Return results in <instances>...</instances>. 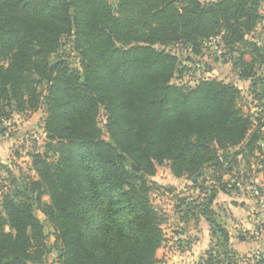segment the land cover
Masks as SVG:
<instances>
[{
  "label": "trees",
  "instance_id": "16d2710c",
  "mask_svg": "<svg viewBox=\"0 0 264 264\" xmlns=\"http://www.w3.org/2000/svg\"><path fill=\"white\" fill-rule=\"evenodd\" d=\"M115 1L0 0V116L42 106L46 138L31 156L36 178L0 195V264L38 263L49 250L33 199L52 226L58 264H159L163 217L148 178L164 163L209 192L179 207L181 218L197 210L222 238L201 264H234L211 205L239 156L264 153V118L253 124L232 82L172 83L179 61L167 48L198 55L219 37L239 77H252L264 60L246 38L259 0ZM69 38L77 67L61 52ZM206 171L215 185L199 182ZM255 173L264 182V160Z\"/></svg>",
  "mask_w": 264,
  "mask_h": 264
},
{
  "label": "rangeland",
  "instance_id": "374dc122",
  "mask_svg": "<svg viewBox=\"0 0 264 264\" xmlns=\"http://www.w3.org/2000/svg\"><path fill=\"white\" fill-rule=\"evenodd\" d=\"M111 1L115 6L116 1ZM258 11L261 18L246 38L255 41L264 54V0H259ZM64 42L65 45L61 52L64 53L72 66L77 67L78 56L72 48V38L65 39ZM167 50L176 54L179 61V72L174 75L172 83L192 87L203 78H216L224 82H232L240 91L239 104L243 111L252 117L253 124L256 125V115L261 119L264 118V60L255 66L252 77L240 78L238 70L232 66L233 54L227 52L219 37L205 41L202 47L203 52L198 55H193L191 47L183 44L172 45ZM253 79L254 86L251 84ZM6 112H8L7 115L0 116V195L3 191L12 189L14 186L21 187L28 179L36 178L31 169V156L33 153L43 152L46 143L42 128L45 117L42 106L25 113H17L10 109H7ZM98 121L102 126L104 123L102 109ZM259 144L264 147L263 129ZM49 158L52 160L51 156ZM261 160H264V153L260 151H255L254 154L247 155L245 158L239 156L237 163L232 167V172L223 177V181L228 183L229 188L225 192L227 195L225 200L219 199L221 205L216 209L220 213H215L214 216L218 215L214 218L221 223L224 221L231 238L245 241L259 237L264 233V189L260 190V196L250 192L251 178L260 167ZM126 164L132 168V164L130 165L128 162ZM148 179L152 185L149 193L150 201L163 217L162 229L166 241L170 239L169 237L172 238L173 232L177 228L176 225L179 227V219L181 220L182 217L179 207L184 205L181 204V200L191 201L197 205L205 201L209 192L205 189L202 191L194 189L193 183L189 179L173 177L167 163L157 167L155 175ZM199 182L205 187L215 185L210 178L209 171L199 178ZM43 200L46 201L47 198L44 197ZM32 202L35 215L43 223L49 250L41 262L29 264H58L57 254L53 249L52 226L46 219L41 205L34 199ZM223 202L224 204L231 202L233 206L243 209L241 212L239 208L234 210L237 213L236 216H232L234 213L231 209H222ZM244 206L252 207L249 215H245ZM181 208L183 207L181 206ZM213 237L209 251L221 250V237L216 238L215 235ZM228 249L232 251L234 264H254L255 256L247 254L236 256L233 248H229V243ZM161 255L162 250L160 259H162Z\"/></svg>",
  "mask_w": 264,
  "mask_h": 264
},
{
  "label": "crops",
  "instance_id": "0c3cea01",
  "mask_svg": "<svg viewBox=\"0 0 264 264\" xmlns=\"http://www.w3.org/2000/svg\"><path fill=\"white\" fill-rule=\"evenodd\" d=\"M226 196V193L223 191L219 190L217 192L211 205L214 214L220 213L216 209L217 206L220 207L221 205L219 199L225 200L224 198H226ZM222 204V209H231L234 213L232 216H236L237 212L234 210L238 209L239 206L235 207L231 202H226L227 205L224 204V202ZM244 208L245 215H249L252 207L244 206ZM242 209L241 207L239 208L240 212ZM180 215H182V212H180ZM216 215L214 217H216ZM215 220L225 229L227 228L224 221L221 223L217 219ZM179 222V227L176 225L177 228L176 231L173 232L172 238L169 237L170 239L166 241L165 238H163L161 246L162 259L159 264H201L207 257V253L211 248L213 236L215 235L216 238H219L221 237L220 234L218 232H211L210 223L206 218L201 216L197 210H192L186 217L181 218V220L179 219ZM229 248H233L236 256L242 254L255 256L256 253L264 256V233L259 237L245 241L231 238L229 233ZM217 251L220 252L221 250L217 249Z\"/></svg>",
  "mask_w": 264,
  "mask_h": 264
},
{
  "label": "built area",
  "instance_id": "2783aa9c",
  "mask_svg": "<svg viewBox=\"0 0 264 264\" xmlns=\"http://www.w3.org/2000/svg\"><path fill=\"white\" fill-rule=\"evenodd\" d=\"M251 186H250V192L253 195L260 196V190L264 189V182L259 179V177L256 175L252 176L251 178ZM255 257L258 258L259 254L256 253Z\"/></svg>",
  "mask_w": 264,
  "mask_h": 264
},
{
  "label": "water",
  "instance_id": "95a60500",
  "mask_svg": "<svg viewBox=\"0 0 264 264\" xmlns=\"http://www.w3.org/2000/svg\"><path fill=\"white\" fill-rule=\"evenodd\" d=\"M132 168H133L134 170H137V167H135V166H133V165H132Z\"/></svg>",
  "mask_w": 264,
  "mask_h": 264
}]
</instances>
